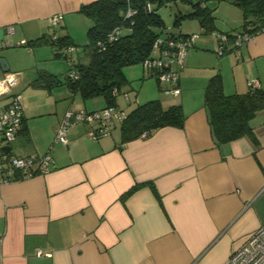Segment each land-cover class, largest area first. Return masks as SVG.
<instances>
[{
  "label": "crops",
  "instance_id": "0c3cea01",
  "mask_svg": "<svg viewBox=\"0 0 264 264\" xmlns=\"http://www.w3.org/2000/svg\"><path fill=\"white\" fill-rule=\"evenodd\" d=\"M93 1L0 0V28L6 31L0 57L7 71L21 74L14 90L23 108L19 135L8 150L41 157L51 148L54 159L47 173L0 184V264H222L264 224V109L250 120L248 134L219 143L204 89L215 74L226 95L246 92L252 78L264 89V32L239 51L219 55L217 38L201 26L199 33L177 31L198 35L179 72V93L146 76L142 62L124 66L125 83L114 100L121 117L111 132L91 140L86 125H75L64 146L54 141L64 112L107 103L103 96L84 99L60 79L64 61L44 66V59L64 50L37 41L48 38L49 19L61 14L58 35L74 42L76 27H90L79 9ZM68 57L89 59L79 48ZM40 71L61 82L32 86ZM152 100L163 109L180 105L182 127L123 140L122 120ZM9 101L0 97V109ZM36 249L45 254L36 256Z\"/></svg>",
  "mask_w": 264,
  "mask_h": 264
},
{
  "label": "trees",
  "instance_id": "16d2710c",
  "mask_svg": "<svg viewBox=\"0 0 264 264\" xmlns=\"http://www.w3.org/2000/svg\"><path fill=\"white\" fill-rule=\"evenodd\" d=\"M155 2L152 10L144 8L145 0H96L84 4L79 12L88 18L92 25L86 31V42L82 51L88 55L87 63L80 59L71 61L70 70H76L75 80L67 76L65 82L74 91L86 99L103 96L107 105H114V89L119 90L125 83L122 72L124 66L140 63L151 54L152 44L157 36L174 37L181 35L172 29H166L164 21L157 12L160 5L171 0H151ZM192 5L193 10L179 15L174 25H179L181 19L196 18L199 25L207 32L215 31L212 10L206 0H184ZM242 12V23L239 30L220 31L228 36L231 42L237 32H264V0H237ZM131 7L136 12L129 18L124 13ZM123 26L119 38L106 42L109 31L117 26ZM126 31V32H125ZM40 41L57 48L75 46L68 36H59L57 41L49 42L41 37ZM99 42L103 48L98 46ZM60 55V53H59ZM61 81L56 75L40 71L32 86L51 87ZM204 104L208 113V122L212 136L219 143H226L248 134L251 131L250 120L257 111L264 109V89H248L244 93L226 95L222 90L220 74L212 76L204 89ZM106 105V106H107ZM184 115L180 105H172L167 109L160 106L158 100L148 101L132 109L122 120L121 131L123 140L135 138L144 131H150L163 126L182 127Z\"/></svg>",
  "mask_w": 264,
  "mask_h": 264
},
{
  "label": "built area",
  "instance_id": "2783aa9c",
  "mask_svg": "<svg viewBox=\"0 0 264 264\" xmlns=\"http://www.w3.org/2000/svg\"><path fill=\"white\" fill-rule=\"evenodd\" d=\"M129 5L130 0H126ZM144 8L152 10L151 0H145ZM136 11L128 7L124 13L125 18L131 17ZM61 21V14H55L49 19L48 41H57L58 28ZM123 26H117L109 31L105 37L106 42H113L119 38L123 31ZM7 31H12V27H7ZM217 38L216 52L221 55L226 50L239 51L240 47L250 41L258 33L237 32L231 42L228 36L220 31H212ZM196 33L181 34L174 37L157 36L152 44L151 54L141 62L146 76H153L159 83H169L170 87L166 92L177 95L179 88L176 85L179 72L183 67L186 52L191 48L197 39ZM20 44L25 45L22 40ZM98 46L103 48L99 42ZM67 54L76 53L78 47L69 45L62 48ZM63 51V52H64ZM69 79L75 80L78 77L76 70L68 71L66 75ZM21 74L19 72L0 70V97L8 95L10 101L8 105L0 109V184L25 179L35 174H44L50 171L54 163L51 148L41 157L16 156L9 152V144L19 135V128L23 115L22 95L15 91ZM257 78L248 81L249 89L259 88ZM117 92L116 89L113 91ZM121 112L115 105H107L98 110L67 109L58 125L55 128L56 143L64 146L68 145V132L71 127L79 124L87 126L89 139L97 140L101 136L111 132L112 122L115 118L120 119ZM1 239V237H0ZM43 251L36 249L35 255L42 256ZM222 264H264V224L255 229L244 243L231 251L228 258Z\"/></svg>",
  "mask_w": 264,
  "mask_h": 264
},
{
  "label": "rangeland",
  "instance_id": "374dc122",
  "mask_svg": "<svg viewBox=\"0 0 264 264\" xmlns=\"http://www.w3.org/2000/svg\"><path fill=\"white\" fill-rule=\"evenodd\" d=\"M155 7V2L151 1ZM207 5L212 10V16L214 20V25L217 31H234L239 30L242 23V12L238 5L237 0H206ZM192 5L189 2L184 0H171L166 1L158 8L157 12L162 17L166 27L172 29L173 31H197L200 32V25L196 18H185L181 19L179 25H174V20L182 14L192 11ZM88 26H91L92 23L90 20L86 19ZM86 26V28L88 27ZM76 35L74 36V42L78 44V48L82 49V45L86 42V29L84 26L76 27ZM126 32V31H125ZM81 51V50H80ZM70 54H67L61 51L60 55L57 58L52 56L51 59H44L41 63L44 66H50L51 63H54L53 60L59 59V61H64L66 63L63 69H60L58 74L59 78L65 81L68 69L70 67ZM74 55V53H73ZM53 65V64H52ZM136 64H130L128 66H136ZM61 67L60 64L55 65V70ZM123 68V71H125Z\"/></svg>",
  "mask_w": 264,
  "mask_h": 264
},
{
  "label": "water",
  "instance_id": "95a60500",
  "mask_svg": "<svg viewBox=\"0 0 264 264\" xmlns=\"http://www.w3.org/2000/svg\"><path fill=\"white\" fill-rule=\"evenodd\" d=\"M5 35H6L5 29L4 28H0V42L3 41V38H4ZM0 68L3 71H7L8 70V67L6 65L5 59L1 58V57H0Z\"/></svg>",
  "mask_w": 264,
  "mask_h": 264
}]
</instances>
